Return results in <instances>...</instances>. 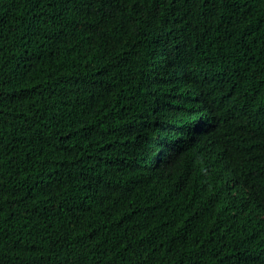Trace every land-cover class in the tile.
I'll return each instance as SVG.
<instances>
[{
  "label": "trees",
  "instance_id": "trees-1",
  "mask_svg": "<svg viewBox=\"0 0 264 264\" xmlns=\"http://www.w3.org/2000/svg\"><path fill=\"white\" fill-rule=\"evenodd\" d=\"M0 264H264V0H0Z\"/></svg>",
  "mask_w": 264,
  "mask_h": 264
}]
</instances>
